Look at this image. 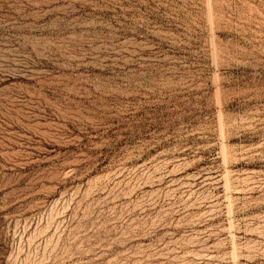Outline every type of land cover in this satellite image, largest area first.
I'll use <instances>...</instances> for the list:
<instances>
[{
  "label": "rangeland",
  "instance_id": "rangeland-1",
  "mask_svg": "<svg viewBox=\"0 0 264 264\" xmlns=\"http://www.w3.org/2000/svg\"><path fill=\"white\" fill-rule=\"evenodd\" d=\"M0 264H264V0H0Z\"/></svg>",
  "mask_w": 264,
  "mask_h": 264
}]
</instances>
